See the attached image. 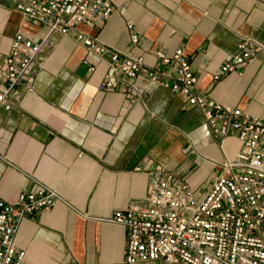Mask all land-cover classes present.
<instances>
[{"label": "crops", "instance_id": "1", "mask_svg": "<svg viewBox=\"0 0 264 264\" xmlns=\"http://www.w3.org/2000/svg\"><path fill=\"white\" fill-rule=\"evenodd\" d=\"M18 1L0 0V65L18 33L44 44L16 107L0 111V201L14 203L37 183L69 207L27 217L15 247L25 253L23 264H125L126 231L102 221L146 206L153 169H165L200 198L240 149L232 136L217 142L198 108L147 79V70L160 68L155 53L182 49L198 93L264 120V0H108L113 13L101 30L78 26L69 35L27 20ZM76 33L107 53L141 60L131 92L120 79L116 90L98 91L109 73L107 56L88 54ZM243 38L261 51L242 73L214 82Z\"/></svg>", "mask_w": 264, "mask_h": 264}, {"label": "built area", "instance_id": "2", "mask_svg": "<svg viewBox=\"0 0 264 264\" xmlns=\"http://www.w3.org/2000/svg\"><path fill=\"white\" fill-rule=\"evenodd\" d=\"M16 11L49 34L69 35L78 26L101 30L113 7L108 0H19ZM74 40L88 54L107 56L109 73L98 86L99 92L116 90L117 79L126 84L125 92L133 90L143 68L140 59L107 53L95 38L82 33H76ZM131 42L136 44L137 36ZM43 44L19 33L12 39L0 65V111L16 107L25 91L22 82ZM260 51L254 40L243 38L213 81L242 73ZM155 57L160 68L147 70V79L198 108L217 142L232 136L240 149L233 162L221 165L218 177L202 197L197 198L181 179L156 167L149 174L152 188L146 206L116 211L102 222L126 231L125 264H264V120L212 103L198 93L197 78L182 49L171 55L159 51ZM82 64L89 73L94 72L93 65ZM34 186L33 191L19 193L14 203L0 201V264H23L25 253L15 247L14 239L27 217L56 204L69 207L56 191L37 183Z\"/></svg>", "mask_w": 264, "mask_h": 264}]
</instances>
